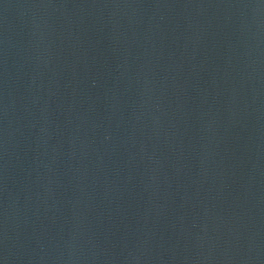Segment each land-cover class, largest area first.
Returning <instances> with one entry per match:
<instances>
[{
    "label": "water",
    "instance_id": "1",
    "mask_svg": "<svg viewBox=\"0 0 264 264\" xmlns=\"http://www.w3.org/2000/svg\"><path fill=\"white\" fill-rule=\"evenodd\" d=\"M0 264H264V0H0Z\"/></svg>",
    "mask_w": 264,
    "mask_h": 264
}]
</instances>
